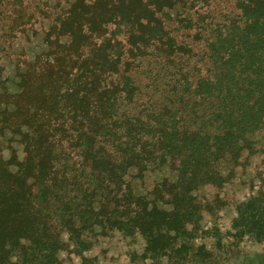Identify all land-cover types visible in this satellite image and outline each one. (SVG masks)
<instances>
[{
    "label": "trees",
    "instance_id": "obj_1",
    "mask_svg": "<svg viewBox=\"0 0 264 264\" xmlns=\"http://www.w3.org/2000/svg\"><path fill=\"white\" fill-rule=\"evenodd\" d=\"M11 3V33L28 32L33 15ZM67 4L41 12L50 20L41 53L9 54L17 91L0 65V264L16 252L51 261L63 233L81 243L98 226L140 232L149 254H167L195 220L194 192L222 185L219 163L239 160L264 131V0H235L234 15L193 44L172 28H192L188 0ZM151 164L178 177L150 199L135 192L131 169ZM248 212L264 232L261 197L241 205L239 216Z\"/></svg>",
    "mask_w": 264,
    "mask_h": 264
},
{
    "label": "rangeland",
    "instance_id": "obj_2",
    "mask_svg": "<svg viewBox=\"0 0 264 264\" xmlns=\"http://www.w3.org/2000/svg\"><path fill=\"white\" fill-rule=\"evenodd\" d=\"M22 1L28 9L27 13L33 15L30 22L33 25L29 24L28 32L15 34L11 33L10 27L11 8L14 6L11 2L14 0L0 2V65L4 71L2 78L5 83L8 82L12 92L18 90V77L9 54L15 51L21 54L25 50L31 56L41 53L42 39L50 23L49 19L40 16L41 12L48 11L54 16L68 5L67 0ZM190 6L194 14L192 28L177 22L172 24L180 43L197 42L195 38L200 37V32L201 37H208L211 22L226 20L236 12L235 0H188ZM9 40L14 43L11 45ZM196 61L199 62L198 56L193 58L192 68L200 67V62ZM148 67H152L154 74L159 68L155 61L150 62ZM251 138L239 160L229 155L219 163L220 171L226 178L222 185H204L194 192L199 207L195 220L187 224V232L180 237L176 248L169 249L167 254H149L146 237L140 232L104 231L98 226L86 230L81 243L70 240L69 235L63 233L65 245L51 261L32 253L23 255L16 252L9 264H264L263 229L251 224L257 221L249 219L252 212H248L247 219L239 216L244 202L259 197L264 201L261 195L264 193V131L255 133ZM4 154L7 159L11 158V149L7 144ZM131 173L135 192L150 199L154 197L152 191L157 183L164 179L175 182L178 177L168 165L156 167L151 164L143 174L138 167H133ZM159 205L172 208L171 204L162 201Z\"/></svg>",
    "mask_w": 264,
    "mask_h": 264
}]
</instances>
